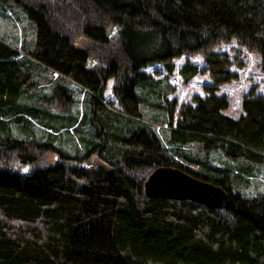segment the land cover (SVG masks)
Listing matches in <instances>:
<instances>
[{"label": "trees", "instance_id": "1", "mask_svg": "<svg viewBox=\"0 0 264 264\" xmlns=\"http://www.w3.org/2000/svg\"><path fill=\"white\" fill-rule=\"evenodd\" d=\"M7 6L32 28L21 42L0 30V264H264V193L247 190L264 163V94L253 86L243 112L226 113L221 85L245 61L214 48L235 39L264 69V0H0ZM197 53L203 65L178 71L184 83L210 80L179 103L175 58ZM155 63L163 77L146 69ZM60 133L82 151L61 149ZM159 165L221 185L229 205L147 197Z\"/></svg>", "mask_w": 264, "mask_h": 264}, {"label": "rangeland", "instance_id": "2", "mask_svg": "<svg viewBox=\"0 0 264 264\" xmlns=\"http://www.w3.org/2000/svg\"><path fill=\"white\" fill-rule=\"evenodd\" d=\"M13 7L7 6L6 9H0V30L6 35H10V38L15 36V38L18 39V42H21L23 38H26L25 33H28L27 37L31 36L30 29L32 27L29 29V22L25 19L26 16L24 12H22V9L15 6ZM83 43L84 39L81 36L76 42V45L81 46ZM214 48L216 50H225L230 53H235L236 50L239 49L240 54L245 61V64L242 67L237 65L232 66L233 69L238 71L239 77L236 80L223 83L220 88V93H226L229 97V106L225 109V112L233 117H238L243 112L241 103L243 94L245 92H247L254 86L256 91L264 94V69L262 67L260 56L256 52L249 50L247 47L239 44L235 39L231 41L221 42ZM186 60H190L200 66L205 62L202 53H197L194 55L183 54L175 58L176 69L169 79L171 85L174 86V89L170 93V96L177 98L179 103L187 100L190 101L193 95L196 93L203 94V84L206 81L210 80L207 73H199L195 75L189 82L184 83L183 78L178 70ZM146 69L153 72L155 77H163V75L166 73L163 64L161 63H155L148 66ZM155 70H161V72L155 73ZM112 84L113 81L109 80L105 91L106 100L115 99V95L112 90ZM78 95L79 94L77 93V98L79 97ZM77 110H79L80 112L83 110V102L80 101L79 103H77V105H74L72 111L74 112ZM157 127L160 128L159 125H157ZM39 129L43 131V129ZM64 132L68 133L66 131ZM69 132L71 134L73 131L70 129ZM75 139L76 137H74L73 139L70 136H66L65 134L60 133L56 141L58 146L65 152L74 153L77 152L76 149L82 151V145L75 144ZM56 153L57 152L55 150L50 151L48 153V159L52 160L56 156ZM13 163L15 167L18 166L20 170L25 171L26 166H24L23 164H19L18 158H15ZM253 168V178H251L252 181L250 182V185L247 189L248 193L250 195H256L258 192L264 193V163H256Z\"/></svg>", "mask_w": 264, "mask_h": 264}, {"label": "water", "instance_id": "3", "mask_svg": "<svg viewBox=\"0 0 264 264\" xmlns=\"http://www.w3.org/2000/svg\"><path fill=\"white\" fill-rule=\"evenodd\" d=\"M144 191L149 198L191 200L211 208H225L230 203V194L221 185L165 165L150 172L144 181Z\"/></svg>", "mask_w": 264, "mask_h": 264}]
</instances>
